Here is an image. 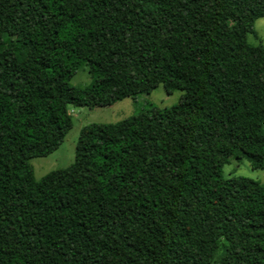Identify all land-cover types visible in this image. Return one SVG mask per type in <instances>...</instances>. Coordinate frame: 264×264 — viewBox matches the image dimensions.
Instances as JSON below:
<instances>
[{"label": "trees", "instance_id": "obj_1", "mask_svg": "<svg viewBox=\"0 0 264 264\" xmlns=\"http://www.w3.org/2000/svg\"><path fill=\"white\" fill-rule=\"evenodd\" d=\"M264 0H0V264H264ZM82 63L90 81L69 83ZM161 84L181 90L88 123L71 163L34 179L72 125Z\"/></svg>", "mask_w": 264, "mask_h": 264}, {"label": "rangeland", "instance_id": "obj_2", "mask_svg": "<svg viewBox=\"0 0 264 264\" xmlns=\"http://www.w3.org/2000/svg\"><path fill=\"white\" fill-rule=\"evenodd\" d=\"M253 29L256 33V38L251 34H247V42L255 44L257 41H260L264 48V17L256 18L253 21ZM89 81L90 76L85 63H82L69 79V83L74 86H84ZM181 95V90H173L171 93H166L162 85L158 84L149 93L136 95L134 100L125 97L116 100L109 106L74 107L68 105L67 112L71 116L72 125L65 133L60 145L46 156L29 159L34 179L38 180L47 172L65 168L71 163L77 136L83 125L88 123L116 122L130 114L136 113L139 109L146 107L150 103L160 107L169 106L176 103ZM220 174L224 178L241 175L264 183V171L251 168L248 159L241 154L231 156L228 163L222 166Z\"/></svg>", "mask_w": 264, "mask_h": 264}]
</instances>
